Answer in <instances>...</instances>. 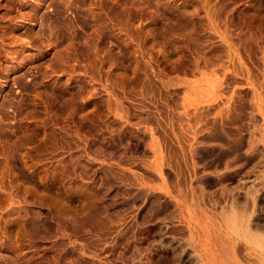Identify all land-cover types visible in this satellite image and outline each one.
<instances>
[{
	"label": "rangeland",
	"instance_id": "obj_1",
	"mask_svg": "<svg viewBox=\"0 0 264 264\" xmlns=\"http://www.w3.org/2000/svg\"><path fill=\"white\" fill-rule=\"evenodd\" d=\"M66 1L0 0V264H264V0Z\"/></svg>",
	"mask_w": 264,
	"mask_h": 264
},
{
	"label": "bare ground",
	"instance_id": "obj_2",
	"mask_svg": "<svg viewBox=\"0 0 264 264\" xmlns=\"http://www.w3.org/2000/svg\"><path fill=\"white\" fill-rule=\"evenodd\" d=\"M74 1V2H73ZM70 2H73V4L75 5V3H76V0H69V1H66L65 2V4H70ZM70 6H67V8H69ZM52 12L54 11V12H56L57 10L56 9H52L51 10ZM22 16V15H21ZM52 16V15H51ZM27 17L29 18V19H31V20H35L36 18H34V16L33 15H27ZM26 17V18H27ZM25 18V17H24ZM38 23H39V30L36 32V35L39 37V39H40V44L42 43V38H43V40H45V41H52V43H54V44H58V42H59V40H58V34L61 32L60 31V25L57 23V22H55V20H53L50 16L48 17V16H46L45 18H42V16H40V18H38ZM68 26H67V29L69 30L68 32H69V35L70 36H72L73 35V33L75 32V30H73L72 28H74L75 29V26H76V20H74V21H71V22H69L68 24H67ZM63 29V28H62ZM58 30L60 31L59 33H58ZM98 32V38L99 39H102L103 38V31L102 30H99V31H97ZM95 33H96V31H95ZM61 34V33H60ZM63 34H61V36H62ZM73 37V36H72ZM61 39V38H60ZM34 41V40H33ZM29 43H31L30 41H29ZM47 45V44H46ZM43 46V45H42ZM41 48H43V47H41ZM36 50V49H35ZM38 51V50H37ZM43 51V50H42ZM45 53V52H44ZM43 53H37V54H35V55H37V57L38 56H40V55H42ZM22 55V54H21ZM20 55V56H21ZM32 57H34V55L32 56ZM31 57V58H32ZM30 59V58H29ZM28 61V60H27ZM23 62H25V58H23L22 59V62H19L18 63V66H19V64L20 63H23ZM14 65V64H13ZM16 65V64H15ZM43 65V64H42ZM41 65V66H42ZM48 65V64H47ZM11 66V65H10ZM17 66V65H16ZM12 68H15L14 66H11ZM20 67V66H19ZM47 67V66H46ZM40 67H39V65H31V66H29V67H27V69H25L23 72H20L19 73V75H16V76H14L13 78H12V85H13V87H15V92L16 93H18V94H21L20 92H22L23 90H25V89H27V87L29 86V84L31 85V83L34 81V79L35 78H37L40 74H41V69H39ZM44 68H45V66H44ZM2 69V68H1ZM13 70V69H12ZM34 70V71H33ZM4 71V70H3ZM44 71H45V73H46V68L44 69ZM32 72H33V74H32ZM6 74H7V72H6ZM44 74V73H43ZM45 75V74H44ZM43 75V76H44ZM42 76V75H41ZM41 76H40V78H41ZM39 78V77H38ZM39 78V79H40ZM6 79H8V78H6ZM7 81V80H6ZM44 81V80H43ZM40 83V82H39ZM45 84V83H44ZM43 84V85H44ZM35 85V84H34ZM33 86L31 85V88H32ZM29 88V87H28ZM34 90V89H33ZM8 92L9 93H11V91H10V89L8 90ZM9 93H8V95H9ZM13 97V96H12ZM9 98V97H8ZM14 100H15V97H14ZM14 100H12L13 102H14ZM8 101H10L9 99H8ZM21 101L22 100H18V99H16V103L15 104H17V107L19 106V104L21 103ZM4 102V101H3ZM20 102V103H19ZM6 103V102H5ZM12 105V104H9V107H10V109H12V111H14L13 109H15V107H16V105ZM7 108H8V106H7ZM17 111H18V109L17 110H15V112H14V114H13V121L15 120L14 118L15 117H17V116H15L16 114L15 113H17ZM3 115V114H2ZM1 118H3V117H1ZM4 119H7V118H4Z\"/></svg>",
	"mask_w": 264,
	"mask_h": 264
},
{
	"label": "clouds",
	"instance_id": "obj_3",
	"mask_svg": "<svg viewBox=\"0 0 264 264\" xmlns=\"http://www.w3.org/2000/svg\"><path fill=\"white\" fill-rule=\"evenodd\" d=\"M250 236L238 237L239 242L245 244L256 255L264 257V228H253L251 224L248 226Z\"/></svg>",
	"mask_w": 264,
	"mask_h": 264
}]
</instances>
